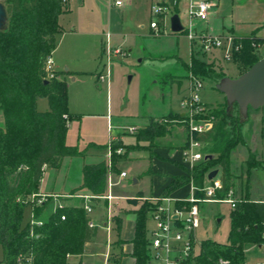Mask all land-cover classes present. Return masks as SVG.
Here are the masks:
<instances>
[{
	"label": "trees",
	"instance_id": "16d2710c",
	"mask_svg": "<svg viewBox=\"0 0 264 264\" xmlns=\"http://www.w3.org/2000/svg\"><path fill=\"white\" fill-rule=\"evenodd\" d=\"M7 14V28L0 31V111L4 125L0 127V246L3 249L2 264H18L20 257L31 264H70L68 257L82 255L85 246L97 235L91 227V218L81 207L58 208L47 214V206L53 199L34 208L35 219L43 225L25 224V212L30 208L29 198L38 194L44 168H60L67 157L81 156L77 146L66 143L69 122L79 119L69 110V89L63 73L48 80L46 62L56 48V38L61 34V15L68 12L64 0H2ZM244 48L236 56L240 75L247 72L263 56L252 47L255 36L242 38ZM202 51L194 54L189 71L204 81L218 84L228 77L216 65L205 62ZM46 98L49 111L40 112L38 99ZM235 106L236 112H231ZM211 109L216 121L213 130L202 136L204 147L209 146L205 159L193 168H186L185 175L178 176L165 188L160 198L172 195L182 187L193 184L202 189L209 174L222 169L224 188L218 194L224 197L231 189L230 157L232 150L242 142L241 128L244 119L238 104ZM253 109H250L252 111ZM171 115L169 120L180 118ZM249 118V117H248ZM170 124V123H169ZM158 121L138 135L139 141H154L165 133ZM123 156L114 157V167ZM258 162L252 158L250 169ZM115 169V168H114ZM108 168L103 161L84 168V183L94 196L107 192ZM195 195L204 197V192ZM159 202L146 201L137 211L134 257L136 264H149L151 254L147 236V220ZM182 203L178 204V207ZM32 212V211H31ZM65 217V220H63ZM231 229L227 243L213 239L201 242L195 264H246V249L264 245V202L238 200L230 214ZM121 229V222L118 223ZM34 234L32 236L31 234Z\"/></svg>",
	"mask_w": 264,
	"mask_h": 264
},
{
	"label": "crops",
	"instance_id": "0c3cea01",
	"mask_svg": "<svg viewBox=\"0 0 264 264\" xmlns=\"http://www.w3.org/2000/svg\"><path fill=\"white\" fill-rule=\"evenodd\" d=\"M121 1H123V4L119 6L116 4V0H69L68 12L59 18L62 32L56 38L57 45L51 55L58 72H60L61 66L65 67L66 72L74 73H85L83 68L87 65L99 63L102 66L103 44L108 33L111 35V45L113 47H122L127 52V57L137 52L144 60L147 57L145 53L148 52V55H150L151 50L155 48L154 46L161 44L166 46L167 43H170L172 49L176 52V59L182 58L179 53L180 34H170L162 36V38L153 36V31L150 28L153 0ZM204 1H215L219 4V7L213 10L207 23L199 25L200 30L206 29L215 34L231 33L243 38L255 36L260 39V54L264 57V0L263 2L256 0L259 8H262V13L251 16L245 15L244 12L239 13L240 9L244 10L245 8V4L241 5L242 0H230V9L228 8V0ZM188 2L189 0H179L176 14L180 16L182 11L187 13ZM250 4L251 2L249 6ZM187 42V52L184 54L188 60L185 66L188 69L187 72L190 73L191 71H189L188 67L192 65V59L196 53L192 54L190 42L188 40ZM204 56L203 58H213L218 65L216 66L217 70L225 71L228 77L237 78L240 76L237 64L224 61L219 53L205 54ZM118 59L119 57L115 60L117 61ZM142 60L141 62H144ZM229 63L236 66L238 72L236 77L229 74ZM183 75H175L173 76L174 82H169L170 88L166 94L167 101L166 103L165 100L162 102V113L133 116L132 120L128 118L108 119V135L105 141L96 140V138L87 140L80 136L75 144H71L68 140V132L67 145L77 146L81 156L65 158L60 168L48 166L45 168L38 194L59 196L57 199H53L55 206L61 202L67 207H81L85 200L80 196H94L85 186L84 168L87 165H96L105 161L109 133L121 138V143L125 147L133 143L129 141L133 139L137 141L136 149L131 150L128 155L127 153L123 155L114 167L113 178L118 183L113 189L115 198L110 203L105 199L92 200L93 213L90 218L96 225L97 235L86 244L82 255L68 257L70 264H136V258L133 255L137 226L136 213L146 201L153 202L150 199L160 198L162 192L174 178L185 175L180 165L189 168L183 160V150L188 144V134L186 128L181 124H169L165 127L164 135L154 141L155 146H151L147 141H139L138 136L135 137L134 135L123 133L122 128L136 126L141 132L150 126L152 120L157 122L171 115L182 116L180 103L189 85L187 74ZM62 77L60 78L63 79ZM158 91L162 95L164 94L161 89ZM43 99L46 98L38 99L37 108L40 112H47L49 111V102L47 109L41 111L39 108V103ZM174 101L176 102L175 104ZM205 104L208 106V103ZM3 125L4 117L0 111V127H3ZM110 125L113 128L111 132L109 130ZM246 127L250 129L247 134L249 139L245 137L243 132ZM173 128L176 131L172 130ZM240 132L242 142L232 150L230 157L231 189L234 190L235 197L238 200L264 202V106L250 112L249 118L243 123ZM245 147H248V151H246ZM125 149L127 150V148ZM140 151H144V155L135 154L140 153ZM252 158L258 162V165L250 169L248 162ZM244 166H246L249 174L248 182L246 183L243 174ZM217 170V177L222 180L223 171L222 169ZM121 172H127L128 178L125 180L121 179ZM253 175V184H251ZM256 180L257 184L255 186ZM209 181L210 179L208 178L206 185L209 184ZM191 195L192 185L189 184L170 196L176 202H182ZM109 205L112 207V221L110 223H108ZM203 220L202 215V222ZM119 221L121 222L120 231L118 229ZM154 227L155 221L150 213L147 220L148 240ZM200 248L201 243L198 239V253ZM245 253L247 264H264V245L251 246L246 249ZM3 257V250H0V264H2ZM149 264L153 263L150 262Z\"/></svg>",
	"mask_w": 264,
	"mask_h": 264
},
{
	"label": "built area",
	"instance_id": "2783aa9c",
	"mask_svg": "<svg viewBox=\"0 0 264 264\" xmlns=\"http://www.w3.org/2000/svg\"><path fill=\"white\" fill-rule=\"evenodd\" d=\"M2 2V0H0ZM68 5L69 0H64ZM116 4L121 6L123 1L116 0ZM179 0H153L151 5L152 20L150 28L154 37H162L173 33L171 30V18L176 14ZM219 4L215 1L189 0L187 10V22L182 24L184 30L180 32L190 42L192 54L198 50L204 54L219 53L226 62H235L236 56L244 48L243 37L231 33L215 34L208 30H200L199 25L207 23L213 10L217 9ZM179 15V14H178ZM182 20V19H181ZM111 35L106 34V40L103 44L102 66L103 70L98 75L102 82L109 81L111 65L117 57L126 56L127 52L122 47H113L110 42ZM252 47L256 52H260L261 43L253 40ZM47 79L58 78L57 71L52 58L46 62ZM189 85L186 94L183 96L180 106L182 116L178 119L169 120L163 118L158 120L162 124H181L187 130L188 144L183 150V160L193 168L196 164L205 159L203 153L204 142L200 139L213 130L215 117L211 114V109L202 101L201 94L205 88V81L194 75L192 72L188 76ZM112 126H109L110 132ZM123 133L136 135L139 128L136 126L123 127ZM126 149L121 143V138L112 134L109 136V142L106 147L105 162L108 168V190L103 196H80L85 200L83 208L90 217L93 213L92 200L105 199L109 203L115 198L113 189L118 183L114 181V157L125 155ZM47 167V166H46ZM45 167V168H46ZM44 168V170H45ZM121 179H127V172L120 173ZM192 195L182 201L176 202L171 196L163 198L150 199L153 202H159L157 208L151 213L155 221V227L151 231L149 239V250L151 254V263L153 264H195L194 259L198 254V229L202 223V208L206 204L225 203L229 204L232 209L237 206L238 199L235 192L230 189L224 197L218 194L223 190L224 185L217 176L209 181L204 188L198 189L193 184ZM204 192V197H198L195 192ZM59 196L50 194H34L29 198L31 208L32 227L43 225V221L35 219L34 208L48 201V199H57ZM68 197V196H65ZM182 203L178 207V204ZM66 207L63 203H57L55 211ZM65 220V217H63ZM112 221V207L108 208V223ZM91 227L96 225L91 221ZM34 236V234H31ZM32 257L26 259L20 257L18 264H31ZM227 262L222 261L221 264Z\"/></svg>",
	"mask_w": 264,
	"mask_h": 264
},
{
	"label": "rangeland",
	"instance_id": "374dc122",
	"mask_svg": "<svg viewBox=\"0 0 264 264\" xmlns=\"http://www.w3.org/2000/svg\"><path fill=\"white\" fill-rule=\"evenodd\" d=\"M261 1L263 2V0ZM261 1L259 0V2ZM227 3L230 9V0ZM242 4H245V8L244 10L240 9L239 13L244 12L245 15L248 14L249 16L262 13V8H259L258 1L256 0H242ZM245 9L247 10L245 11ZM180 16L182 21L186 23L187 13L182 11ZM178 34H180L179 53L180 57H182L181 59H176V52L172 49L170 43H167L166 46H163V44L154 46L155 48L151 50L150 55H148V52L145 53L147 57L144 60H142L143 57H140L137 52H134L129 57L120 56L111 65L109 81L102 82L98 79V75L103 70V66L99 65V63L84 66L85 73L66 72L65 67L61 66L60 73H63L61 76L67 82L69 89V110L74 116H78L79 118L69 122V143L75 144L80 136H83L87 140L96 138V140L105 141L108 135V119L128 118L132 120L133 116L162 113V102L163 100H165V103L167 101L166 94L170 88L169 82L173 81V76L183 74H187L186 77L189 76L188 69L185 66L188 59L184 54L187 52L186 46L188 42L184 35L181 33H177L176 35ZM199 58L218 66L213 58ZM141 60L144 62H141ZM54 65L56 68L55 62ZM229 65V74L236 77L238 75L236 66L232 63H229ZM56 71L58 72L57 68ZM159 89L164 91L163 95L159 93ZM201 98L203 102L208 103L209 109L227 106L223 93L219 92L216 89V84L209 80L205 81V88L201 94ZM39 108L41 111L47 109L48 100H41ZM231 112H236L235 106L231 108ZM250 112L252 111H249V114ZM172 130L176 131L174 128ZM248 130L250 129H247V127L243 130L247 139H249L247 135ZM139 133L134 136L137 137ZM129 142L133 143L127 147L124 146L127 148L125 152L127 155L137 147L135 139ZM209 146L210 144L204 147V154L209 151ZM247 148L245 147V149ZM246 151L245 153H247ZM135 154L144 155V151ZM180 167L187 174L185 169L188 167L184 165H180ZM189 169L191 168L189 167ZM243 174L246 183L249 178L246 166L243 167ZM253 178L254 175L251 177V184H253ZM256 184L257 180L254 185L256 186ZM50 204L46 209L47 214L51 210L55 211L54 201ZM231 210V206L225 203L204 205L202 214L204 220L198 231L200 243L205 239H213L222 243L227 242ZM30 220L31 210L28 209L25 212V224ZM0 250L3 249L0 247Z\"/></svg>",
	"mask_w": 264,
	"mask_h": 264
},
{
	"label": "water",
	"instance_id": "95a60500",
	"mask_svg": "<svg viewBox=\"0 0 264 264\" xmlns=\"http://www.w3.org/2000/svg\"><path fill=\"white\" fill-rule=\"evenodd\" d=\"M8 14L3 2H0V31L7 28ZM171 30L180 33L184 30L178 14L171 18ZM216 89L226 96L228 110L238 104L241 115L248 119L250 109L258 110L264 106V57L253 65L247 72L237 78L226 77L216 84ZM218 170L209 174L214 179Z\"/></svg>",
	"mask_w": 264,
	"mask_h": 264
}]
</instances>
